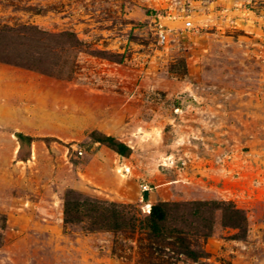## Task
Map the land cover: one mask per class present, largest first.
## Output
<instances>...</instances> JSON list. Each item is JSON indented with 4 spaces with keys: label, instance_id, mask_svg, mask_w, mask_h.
Instances as JSON below:
<instances>
[{
    "label": "rangeland",
    "instance_id": "374dc122",
    "mask_svg": "<svg viewBox=\"0 0 264 264\" xmlns=\"http://www.w3.org/2000/svg\"><path fill=\"white\" fill-rule=\"evenodd\" d=\"M0 264H264V1L0 0Z\"/></svg>",
    "mask_w": 264,
    "mask_h": 264
},
{
    "label": "trees",
    "instance_id": "16d2710c",
    "mask_svg": "<svg viewBox=\"0 0 264 264\" xmlns=\"http://www.w3.org/2000/svg\"><path fill=\"white\" fill-rule=\"evenodd\" d=\"M264 1V0H263ZM19 138L21 140L26 139L29 141H32L33 138L31 136H27L24 134H19L18 135ZM113 142V144L116 145L119 153L121 154H125L126 150H127V146L123 143H117L115 142V140L113 138H110ZM91 203V202H90ZM83 205L82 203L78 204L76 202L75 204V208L79 209L81 206ZM66 212L68 214V212L70 211V202L67 201V205H66ZM117 212L119 214H121L123 211L118 209ZM85 217H88L87 214L84 215ZM168 220V204L160 202L157 204H153L151 206V210L148 216V229L150 230L151 234L153 237L158 238V239H170L173 243V245L176 247V252H180L183 253L184 255H186L187 257L193 259V260H197L199 259V254L197 253V251H195L188 239L186 238L185 235L182 234V232L180 231H174L171 232L170 234H168V232H166V228H165V224ZM136 221V220H135ZM128 222L125 223V225L122 223L118 224L119 226L116 225L117 229H135L136 228V222ZM173 257V256H172Z\"/></svg>",
    "mask_w": 264,
    "mask_h": 264
},
{
    "label": "built area",
    "instance_id": "2783aa9c",
    "mask_svg": "<svg viewBox=\"0 0 264 264\" xmlns=\"http://www.w3.org/2000/svg\"><path fill=\"white\" fill-rule=\"evenodd\" d=\"M187 25H188V26L192 25V21H187ZM161 27H162V25H161ZM159 36H160V39H161V40H165V39H166L167 34H166L165 29H163V28H160V29H159ZM144 187H145V189H146V186H144ZM149 212H150V210H149Z\"/></svg>",
    "mask_w": 264,
    "mask_h": 264
}]
</instances>
